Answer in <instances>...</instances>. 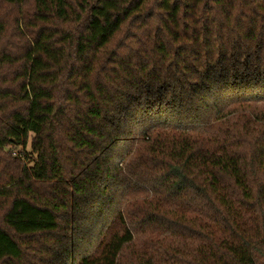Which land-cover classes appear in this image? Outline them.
<instances>
[{
	"label": "trees",
	"instance_id": "16d2710c",
	"mask_svg": "<svg viewBox=\"0 0 264 264\" xmlns=\"http://www.w3.org/2000/svg\"><path fill=\"white\" fill-rule=\"evenodd\" d=\"M0 264H264V0H0Z\"/></svg>",
	"mask_w": 264,
	"mask_h": 264
},
{
	"label": "rangeland",
	"instance_id": "374dc122",
	"mask_svg": "<svg viewBox=\"0 0 264 264\" xmlns=\"http://www.w3.org/2000/svg\"><path fill=\"white\" fill-rule=\"evenodd\" d=\"M26 150L28 151V148H26ZM13 153H16V151H15V150H14V151H12V154H13ZM13 155H16V154H13Z\"/></svg>",
	"mask_w": 264,
	"mask_h": 264
}]
</instances>
